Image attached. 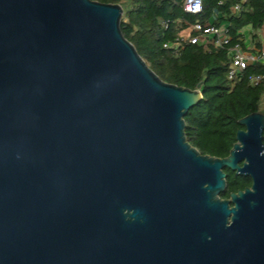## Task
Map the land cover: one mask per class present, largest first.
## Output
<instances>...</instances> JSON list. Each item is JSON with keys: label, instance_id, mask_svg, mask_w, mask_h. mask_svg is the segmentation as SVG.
I'll use <instances>...</instances> for the list:
<instances>
[{"label": "water", "instance_id": "water-1", "mask_svg": "<svg viewBox=\"0 0 264 264\" xmlns=\"http://www.w3.org/2000/svg\"><path fill=\"white\" fill-rule=\"evenodd\" d=\"M97 0H0V264H264V112L226 157ZM224 167L252 184L222 198Z\"/></svg>", "mask_w": 264, "mask_h": 264}, {"label": "trees", "instance_id": "trees-1", "mask_svg": "<svg viewBox=\"0 0 264 264\" xmlns=\"http://www.w3.org/2000/svg\"><path fill=\"white\" fill-rule=\"evenodd\" d=\"M97 1L122 5L124 36L162 80L190 89H196L201 83L202 99L184 116L186 138L202 154L229 155L237 130L244 128L239 119L260 111L264 100V85L255 86L250 82L252 75L264 74V63L248 65L231 82L227 78L231 64L229 50L236 43L244 47L241 31L247 26L253 29L254 43L261 50L264 48L259 37L264 26V0H202L203 10L198 14L186 12L183 0ZM239 2L244 9L236 14L233 6ZM198 21L225 24L231 35L230 43L218 46L211 42L206 46L188 42L175 46L176 38ZM163 22L168 25L165 27ZM224 171L227 176L226 188L220 193L222 198L252 184L249 176L237 175L228 167Z\"/></svg>", "mask_w": 264, "mask_h": 264}, {"label": "built area", "instance_id": "built-area-1", "mask_svg": "<svg viewBox=\"0 0 264 264\" xmlns=\"http://www.w3.org/2000/svg\"><path fill=\"white\" fill-rule=\"evenodd\" d=\"M244 1V0H243ZM222 1H220L221 3ZM183 9L192 14L201 13L203 10L202 0H183ZM242 2L236 3L233 6V11L236 14H240L243 11ZM166 27L168 24L163 22ZM231 41V35L228 33L226 26L216 25L212 23H193L188 32L180 34L175 41V46H184V44L190 43H204L208 45L213 42L218 46H226ZM165 46H168L167 44ZM231 64L227 72V78L231 82H235L241 75L242 71L250 64L263 62L264 63V48L256 53L245 51L240 43H236L230 47ZM251 84L264 85V74H254L250 77Z\"/></svg>", "mask_w": 264, "mask_h": 264}, {"label": "crops", "instance_id": "crops-1", "mask_svg": "<svg viewBox=\"0 0 264 264\" xmlns=\"http://www.w3.org/2000/svg\"><path fill=\"white\" fill-rule=\"evenodd\" d=\"M221 26H226V25L222 24ZM241 32H242V39L244 40L243 48L245 51L256 53L261 50V48H259L252 39L253 29L250 26L245 27ZM259 37L264 46V26L262 28V31L259 33Z\"/></svg>", "mask_w": 264, "mask_h": 264}, {"label": "rangeland", "instance_id": "rangeland-1", "mask_svg": "<svg viewBox=\"0 0 264 264\" xmlns=\"http://www.w3.org/2000/svg\"><path fill=\"white\" fill-rule=\"evenodd\" d=\"M186 32H188V30L184 31V33H186ZM260 111H261V112H264V100L262 101Z\"/></svg>", "mask_w": 264, "mask_h": 264}]
</instances>
